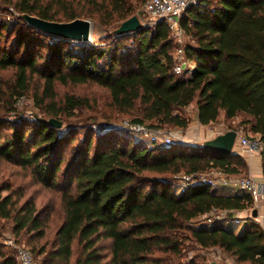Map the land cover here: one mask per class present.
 <instances>
[{"label": "trees", "instance_id": "trees-1", "mask_svg": "<svg viewBox=\"0 0 264 264\" xmlns=\"http://www.w3.org/2000/svg\"><path fill=\"white\" fill-rule=\"evenodd\" d=\"M145 1L10 2L17 18L0 23V74H9L0 78V105L12 111L16 99L31 96L48 119L64 122L86 102L60 97L57 87L94 85L106 92L117 115L152 130H185L190 119L182 110L192 103L201 126L220 118L230 126L242 117L237 126L248 127L261 144L264 184V0H196L184 11L179 27L193 41L183 47L184 56L196 66L187 79L173 72L177 45L166 22L114 35L109 47L75 46L20 18L89 19L108 29L136 16L135 8ZM7 129L8 135L0 134V161L30 170L37 192L55 193L62 213L49 233L46 209L52 203L38 208L24 187L0 185V219L25 238L35 264H174L183 249L178 236L183 229L201 250L218 249L237 264H264V232L258 226L238 234L217 225L186 227L213 210L247 211L251 198L246 193L221 194L206 185L180 193L172 183L181 172L220 170L246 177L247 163L237 153L143 145L125 131L89 130L76 140L72 128L58 129L47 121L9 122ZM0 264H19L1 243Z\"/></svg>", "mask_w": 264, "mask_h": 264}, {"label": "rangeland", "instance_id": "rangeland-1", "mask_svg": "<svg viewBox=\"0 0 264 264\" xmlns=\"http://www.w3.org/2000/svg\"><path fill=\"white\" fill-rule=\"evenodd\" d=\"M16 0H0V23L6 22L9 24L15 23L17 18V13L13 10L10 2H15ZM148 0H146L142 5L138 6L134 10V15H136L143 28H153L155 21L152 16L144 10V5ZM89 20V19H86ZM93 23V30L91 35V40L88 44L89 46H111L114 43L110 40L114 36L113 31L116 30L119 25L123 22H118L111 26L110 28L98 27L93 20H90ZM180 21V20H179ZM179 23V22H178ZM182 30V29H181ZM183 31V30H182ZM170 37L175 44V46H185L186 44H193V41L185 32H181L179 28L175 30H170ZM75 46H83L71 42ZM126 45H130V42H126ZM193 63V62H192ZM195 64V63H193ZM9 77V74L2 73L0 78L5 79ZM40 91V87H38ZM57 93L60 97L64 95H73L77 98L82 99L85 103V107L73 111L72 116L64 118L61 122V127L58 129L66 130L72 128L75 134L76 140H80L83 137L85 131L93 130L97 134L104 132H123L127 133L128 138L135 143H142L143 145L151 144V141L136 133H132L127 129H123V122L130 121L131 118L124 115H117L110 106V100L105 91H102L100 88L94 85H81V86H66V87H57ZM0 134L8 135L10 131L7 129L9 122H20L24 120L26 122L36 124L38 121H49L48 119L36 106L35 101L31 96L22 95L16 99L13 103V110H4L0 105ZM196 106L192 103L189 107L182 110V114L190 119V124L185 130H180L177 128H164L170 138L173 140V144H183L188 146H202L206 141L212 140L218 134H223L236 127V124L229 126V123H225L223 119L220 118V121L205 126L203 129L198 127L195 122L196 116ZM239 122L242 120L240 117ZM57 121V120H55ZM238 127V126H237ZM239 131L241 130L242 136L245 138H257V136L252 135L248 132V127H238ZM111 129L110 131H108ZM201 130V131H200ZM236 131V130H234ZM232 152H240L237 142L234 144ZM210 171L202 172V174H207ZM181 172L177 175L183 174ZM175 176V175H174ZM242 177V176H239ZM172 183L175 185L177 183L172 177ZM11 185V187L18 188L24 187L27 189L26 196L33 197L38 208L45 207L47 203L49 208L46 209V214H48V232L52 231L60 224L62 221V213L59 208L58 200L56 199L55 193L39 190V187L35 185L31 178V171L24 170L21 167L13 164H8L4 161H0V185ZM176 188V187H175ZM6 192H2L1 196H5ZM247 216V214H246ZM209 218L211 222L207 220ZM222 217L217 214H211L203 218H197L189 222L186 227L188 229H197L200 226L211 227L217 225L216 227L230 229V226H227L222 221ZM245 220V221H244ZM247 218L243 219L239 225H233L235 228L236 234L240 233L244 229H249L252 225L246 221ZM231 221V220H230ZM222 222V223H219ZM257 226L256 224H253ZM180 242L183 245L181 256L174 258L172 263L174 264H187L190 260H195L198 264H225L226 259H231L226 254L222 253L218 249H208L201 250L196 246L189 238V233L186 229L180 230L178 232ZM0 243L7 248V250L12 251L17 257V250L24 249L30 253V249L27 246L24 237L17 236L12 232V224L8 220L0 219ZM31 254V253H30ZM32 256V255H31ZM155 256H163L160 253H155ZM167 256V255H166ZM33 260L34 257L32 256ZM162 258V257H158ZM35 262V261H34Z\"/></svg>", "mask_w": 264, "mask_h": 264}, {"label": "built area", "instance_id": "built-area-1", "mask_svg": "<svg viewBox=\"0 0 264 264\" xmlns=\"http://www.w3.org/2000/svg\"><path fill=\"white\" fill-rule=\"evenodd\" d=\"M196 0H148L144 5V10L148 13L155 21L154 25L160 22H166L169 25L170 30H175L179 27V20L183 15L184 11L190 6L194 5ZM176 61L173 66V72L182 78H190L194 69L195 64L192 61L187 60L184 56L183 46L178 45L174 51ZM123 129H127L132 133L140 134L148 138L152 144L155 145H172L174 142L170 138V135L164 130H152L143 125L134 124L130 121L123 122ZM236 132V142L238 148L244 149L247 152L260 154L261 144L257 138H245L238 131ZM174 187L180 193H184L187 189L199 185H206L211 189H217L219 187H232L239 191L246 193L251 198V207L248 209L249 217L252 211L260 208L264 205V184L263 182H257L251 176L239 177L235 175L225 174L220 170H210L207 174L196 173V174H180L175 175ZM217 214L222 217V222L230 219V222L234 224L242 223L243 219L236 216L237 212L233 211H216L213 210L207 215H203L200 218L206 217L208 215ZM210 223L211 220L207 218ZM17 261L19 264H35L31 254L24 250H17ZM225 264H237L232 259H226Z\"/></svg>", "mask_w": 264, "mask_h": 264}, {"label": "water", "instance_id": "water-1", "mask_svg": "<svg viewBox=\"0 0 264 264\" xmlns=\"http://www.w3.org/2000/svg\"><path fill=\"white\" fill-rule=\"evenodd\" d=\"M20 18L30 27L57 39H63L74 42L79 45L88 44L91 40L93 23L86 19H75L70 22H51L40 19L27 14L21 15ZM143 28L137 16H132L123 21L119 27L113 31L114 35L132 34ZM50 125L55 128L61 127V122L50 119ZM236 142V132L228 131L222 135L215 137L210 141H206L200 146L205 150L215 151L224 155L236 154L232 152ZM252 218L257 217V210H253Z\"/></svg>", "mask_w": 264, "mask_h": 264}, {"label": "crops", "instance_id": "crops-1", "mask_svg": "<svg viewBox=\"0 0 264 264\" xmlns=\"http://www.w3.org/2000/svg\"><path fill=\"white\" fill-rule=\"evenodd\" d=\"M195 118H196V116H195ZM195 122L197 123L198 127L202 128V129L205 127V126H201L197 122L196 119H195ZM238 123H239V120H238V118H236V119L232 120L231 125L236 124V127L234 129L241 133V130L239 131V128L237 127ZM219 135H222V134H218L217 136H219ZM211 139H213V138H211ZM239 150H240V152H238V155L242 156L247 163V167H248L247 174L249 176H251L252 178H254L257 182L262 183L263 182V176H262L260 154L247 152L246 150L241 149V148H239ZM217 189H218V192L221 194H225L227 191L228 192L238 191L237 189H234L232 187H219ZM255 210H257V217L256 218H252V216L249 217L248 210L239 212L236 214V216H238L241 219L247 218V222H249L251 224H256L264 232V205H262L260 208L255 209ZM246 214H247V216H246ZM232 217L233 216H231L229 218L231 219ZM229 220H228V222L224 221L223 223L226 224L227 226H230V228H232L235 231V228L233 226L235 224L233 222H230ZM244 221H242V222H244ZM219 223H222V222H219ZM236 225H239V224H236Z\"/></svg>", "mask_w": 264, "mask_h": 264}]
</instances>
